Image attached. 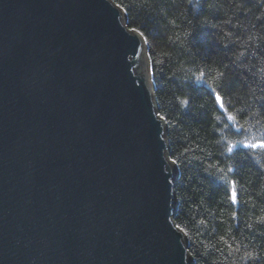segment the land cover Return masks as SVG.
Wrapping results in <instances>:
<instances>
[{
	"label": "water",
	"instance_id": "95a60500",
	"mask_svg": "<svg viewBox=\"0 0 264 264\" xmlns=\"http://www.w3.org/2000/svg\"><path fill=\"white\" fill-rule=\"evenodd\" d=\"M157 108L113 0H0V264H194Z\"/></svg>",
	"mask_w": 264,
	"mask_h": 264
},
{
	"label": "trees",
	"instance_id": "16d2710c",
	"mask_svg": "<svg viewBox=\"0 0 264 264\" xmlns=\"http://www.w3.org/2000/svg\"><path fill=\"white\" fill-rule=\"evenodd\" d=\"M113 1L148 45L194 264H264V0Z\"/></svg>",
	"mask_w": 264,
	"mask_h": 264
},
{
	"label": "snow or ice",
	"instance_id": "6c2138e0",
	"mask_svg": "<svg viewBox=\"0 0 264 264\" xmlns=\"http://www.w3.org/2000/svg\"><path fill=\"white\" fill-rule=\"evenodd\" d=\"M201 76H203V74H201ZM216 100H217L218 103H220L221 107H223V101H222V98H221L219 93H216ZM246 147L264 148V141H261V142H259L257 144L246 145ZM231 150L232 149L230 148L229 151H231ZM173 162H175V161H173ZM230 171H231V169H230ZM230 199H231L232 203H238L237 190H236V181H231Z\"/></svg>",
	"mask_w": 264,
	"mask_h": 264
},
{
	"label": "bare ground",
	"instance_id": "6f19581e",
	"mask_svg": "<svg viewBox=\"0 0 264 264\" xmlns=\"http://www.w3.org/2000/svg\"><path fill=\"white\" fill-rule=\"evenodd\" d=\"M157 111H158V108H157ZM159 113V112H158ZM160 115V114H159ZM168 127V126H167ZM166 137L168 138V132L166 133ZM169 148H170V144H169ZM169 156H170V151H169ZM171 158V156H170ZM172 159V158H171ZM178 168V167H177ZM178 180H179V177H178ZM178 208V207H177ZM177 208H176V212H177Z\"/></svg>",
	"mask_w": 264,
	"mask_h": 264
}]
</instances>
